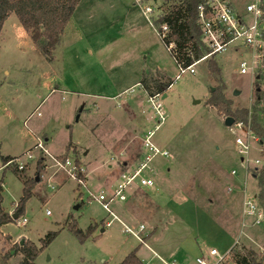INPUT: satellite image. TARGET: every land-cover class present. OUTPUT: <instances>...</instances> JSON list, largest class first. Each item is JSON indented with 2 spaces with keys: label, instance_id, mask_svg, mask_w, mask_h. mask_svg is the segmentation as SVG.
<instances>
[{
  "label": "rangeland",
  "instance_id": "374dc122",
  "mask_svg": "<svg viewBox=\"0 0 264 264\" xmlns=\"http://www.w3.org/2000/svg\"><path fill=\"white\" fill-rule=\"evenodd\" d=\"M231 1L237 9L247 2ZM164 2L80 0L53 61L15 13L6 19L0 36L1 203L9 213L26 218L24 225L14 221L0 227V254H10V264H20V247L31 244L40 249L37 264H119L137 247L147 263H157L138 239L122 231L120 221L106 224L112 217L97 200L101 191L110 195L121 173L137 161L148 129L155 130L153 141L169 152L152 161L153 172L145 170L156 186L127 191L126 200L111 202L112 210L134 229L144 224V239L153 237L150 244L164 258L180 251V244L190 249V257L199 248L205 254L212 247L226 254L234 247L253 249L264 264V219L254 224L243 213V201L255 198L264 178V113L254 107L251 71H240L248 51L237 40L214 55L226 97L234 108L250 110L246 125L256 139L246 172L236 143L246 131L227 125L208 102L219 83L207 59L195 66V73H180L154 29L150 18ZM147 5L155 7L154 13L144 12ZM147 74L173 82L159 93L167 119L157 130L150 95L138 83ZM39 141L44 150L36 146ZM7 156L25 163L23 173L32 180L33 194L23 212L17 206L24 181L15 163L4 165ZM41 157L44 164L38 168ZM54 157L78 160L84 182L57 166ZM231 216L240 217V223ZM50 232L56 235L42 248Z\"/></svg>",
  "mask_w": 264,
  "mask_h": 264
},
{
  "label": "built area",
  "instance_id": "2783aa9c",
  "mask_svg": "<svg viewBox=\"0 0 264 264\" xmlns=\"http://www.w3.org/2000/svg\"><path fill=\"white\" fill-rule=\"evenodd\" d=\"M142 2V0H137ZM155 7L147 5L144 8L145 13H154ZM163 14V5L157 6L156 16L150 18L152 24L155 26L154 21ZM199 22L203 31V40L206 47L209 49V53L201 55L199 58H195V54L192 48L186 47L183 52H180L174 41H168L165 45L171 55L173 56L177 66L180 69V73L190 71L195 73V66L206 60L211 54H217L225 50L229 44L239 40L240 45L248 51L245 57H242L240 61V71L247 73L251 71L254 80L261 70H264V0H247L243 9H237L231 0H207L199 5ZM158 35L164 41H167L169 25L167 22H162L158 26H155ZM190 57L193 61L186 65L185 59ZM262 72V71H261ZM179 77V75L177 76ZM160 94H154L148 96L147 101L151 103L154 114L157 116V123L154 126L157 130L159 125L167 119V114L163 104L159 99ZM239 127L244 128L246 136L236 137V143L239 145V152L242 154V160L245 163L246 172L249 170V160L247 158L252 139H256V135L252 133V127L246 125L243 122L235 123ZM155 134L154 129H148L144 134L141 151L137 156V161L130 168L124 170L121 173V180L117 183L110 195L101 191L97 195V200L103 205V207L109 212L112 217L107 221V225L112 219L120 221L123 225L122 231L126 234L133 235L140 242L145 243L144 236L147 233L146 226L140 224L138 229H134L130 225L123 222L116 213L112 210L110 204L114 199L124 201L128 198L127 191L133 188L147 189L155 186V181L152 176L145 173V170L151 171L152 161L158 156H167L169 152L167 149L159 147L154 141L153 136ZM36 146L44 150V145L39 141ZM29 158L33 157L32 152L27 153ZM57 162V166L62 169H67L71 172L72 177L79 179L80 172L79 166L75 161H71L70 158L59 159L54 157ZM259 159L255 160V163H259ZM15 163L18 169H23L25 163L19 159H12L7 164L11 165ZM6 164V165H7ZM232 174H236V170L233 169ZM49 214L50 211L48 210ZM243 213L244 216L248 215L253 218L254 224H260L264 219V211L262 210L257 198L252 200L243 201ZM18 225H24L26 223L25 217H18L16 219ZM144 233V234H143ZM230 251L226 254H220L219 251L212 247L207 254H201L195 258L196 264H224L226 263ZM167 263V262H166ZM143 264H147L143 262ZM173 264V263H167Z\"/></svg>",
  "mask_w": 264,
  "mask_h": 264
},
{
  "label": "trees",
  "instance_id": "16d2710c",
  "mask_svg": "<svg viewBox=\"0 0 264 264\" xmlns=\"http://www.w3.org/2000/svg\"><path fill=\"white\" fill-rule=\"evenodd\" d=\"M80 0H0V36L3 30L4 23L11 13H15L21 21L23 27L31 40L39 46L43 55L53 61L55 58V50L60 44L66 25L73 15ZM207 0H165L163 5V14L154 21L155 26L162 22H167L169 32L167 41H174L180 52H183L186 47L193 49L195 58L209 53L203 40V31L199 22V5ZM215 54H211L208 58V68L210 72L217 78L218 87L214 88L208 102L211 103L217 111L223 116H232L235 118V123H248L250 110L248 107H233V101L226 97V84L222 78V70L214 59ZM193 61L190 57L185 59L186 65ZM262 71V72H261ZM259 76L253 81V89L255 95L254 107L260 109L264 113V108L260 105L264 104V89L262 83L264 81V70H261ZM172 81H162V79L151 77L149 74L144 76L139 84L148 95L163 93L171 86ZM234 123V124H235ZM257 125V123H255ZM264 139V136L261 137ZM140 154V152H139ZM138 154V155H139ZM137 155V156H138ZM14 159L11 156L3 158V163L6 165L10 160ZM43 157L37 161V167H43ZM76 165L80 167V162L77 160ZM21 173V178L24 181V193L19 200L17 210L23 212L24 204L33 194L32 180L23 173V169H17ZM253 174L258 175V167L251 169ZM79 178H83V174L79 173ZM260 189L257 193L258 203L264 211V178L262 183H259ZM0 183V227L9 222L16 221L12 214L7 211L1 203ZM19 215H21L19 213ZM71 230L82 234V230L69 225ZM92 229L88 232L90 233ZM55 232H50L46 239H42V248L55 237ZM20 252L23 254V259L20 264H37L36 257L40 249L36 245H22ZM138 247L128 254L119 264H143L137 254ZM10 254H0V264L9 263ZM224 264H263L262 257L257 255L253 249L240 251L234 247L230 250V255Z\"/></svg>",
  "mask_w": 264,
  "mask_h": 264
},
{
  "label": "crops",
  "instance_id": "0c3cea01",
  "mask_svg": "<svg viewBox=\"0 0 264 264\" xmlns=\"http://www.w3.org/2000/svg\"><path fill=\"white\" fill-rule=\"evenodd\" d=\"M154 26V25H153ZM154 29H155V26H154ZM155 31H156V29H155ZM156 33H157V31H156ZM158 34V33H157ZM161 39V38H160ZM162 40V39H161ZM163 41V40H162ZM164 43V42H163ZM154 45L155 44H149V47H150V49H154ZM165 46V45H164ZM167 48V47H166ZM168 50V49H167ZM153 51V50H152ZM169 51V50H168ZM140 82V80L138 81V83ZM46 139H48V138H46ZM151 168H152V166H151ZM233 170V169H232ZM151 171L153 172V169H151ZM154 174H157V175H159L158 173H154ZM160 176V175H159ZM156 186V185H155ZM156 188H158V187H156ZM168 208H170V206L168 207ZM117 215V214H116ZM118 216V215H117ZM124 216H125V219H128V216H130V215H127V213L124 211ZM119 217V216H118ZM127 217V218H126ZM120 219H121V217H119ZM230 218H234V220H236V221H238L237 223H240V221H241V218L240 217H233V216H231ZM122 220V219H121ZM122 221H124V220H122ZM104 230V229H103ZM232 236V235H231ZM153 237H148V239L147 240H145V243H142V242H140L139 240V242L141 243V245L142 246H144V248H145V250L146 251H148L150 254H152V259H154V260H157V263H155V264H167V263H173V264H187L189 261H190V259H194V257L196 258L197 256H199V255H201V254H205V253H203L202 252V249L201 248H199L200 249V251H198V252H196V254H195V256H189V253H188V251L190 252V249L187 247H185V246H183L182 244H180V248H179V250L180 251H178V249H176V253H172V254H167V258H164L159 252H157L156 250H155V248L150 244V241H151V239H152ZM190 248H192V247H190ZM140 249H141V247L140 248H138V251H137V254H138V256L140 257V259L142 260V262H146L147 263V261H145V258L144 257H142L141 255H140ZM196 249V248H195ZM165 253V252H164ZM195 253V252H194ZM194 261V263H195V260H193ZM167 262V263H166ZM147 264H149V263H147ZM196 264V263H195Z\"/></svg>",
  "mask_w": 264,
  "mask_h": 264
},
{
  "label": "water",
  "instance_id": "95a60500",
  "mask_svg": "<svg viewBox=\"0 0 264 264\" xmlns=\"http://www.w3.org/2000/svg\"><path fill=\"white\" fill-rule=\"evenodd\" d=\"M236 94H238L237 92H236ZM225 123L227 124V125H233L234 123H235V118L234 117H232V116H227L226 118H225ZM37 180H38V177H37ZM12 217H13V219H17L18 217H19V212H15V213H13L12 214ZM21 243H23V241H21Z\"/></svg>",
  "mask_w": 264,
  "mask_h": 264
}]
</instances>
